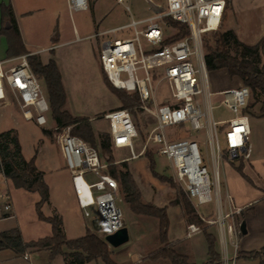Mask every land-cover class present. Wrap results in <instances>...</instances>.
Instances as JSON below:
<instances>
[{"label":"built area","instance_id":"2783aa9c","mask_svg":"<svg viewBox=\"0 0 264 264\" xmlns=\"http://www.w3.org/2000/svg\"><path fill=\"white\" fill-rule=\"evenodd\" d=\"M115 1L123 5L131 19L99 33L130 28L132 35L104 40L99 49L100 65L115 88L137 94L136 107L141 112L151 113L154 124L142 132L129 108L110 109L103 114L108 123L110 145L129 149L130 156L122 161L137 158L145 154L147 148H152L153 152L166 157L172 177L191 201L192 198L198 203L214 200L215 218L201 216V219L209 225H218L223 244L219 264H236L240 232L233 216L239 208H233L228 193L229 208L226 210L221 204L219 168L223 163L246 160L250 156L249 115L245 107L251 91L244 84L210 90L204 61V37L219 28L233 0L153 1L161 7L158 11L151 9L146 0H143L146 3L144 9L138 5L134 10L132 6L137 0ZM66 4L69 12L81 11L88 8L89 0H66ZM141 10L147 11L148 15L138 17L143 14ZM167 18L186 25L187 33L175 38L179 30L167 25ZM27 55L0 60V104L14 103L25 119L46 127L50 119L48 98L40 78L30 69ZM151 70H158V82L163 81L168 87L167 103L156 104ZM214 94L220 96L219 104L227 108L232 117L214 119V105L210 99ZM184 122L195 131L204 130L210 147L207 163L203 162L196 141L186 138L169 140L164 133L165 126ZM48 127L56 131L55 143L70 173L73 191L84 217L97 219L105 236L124 226L121 208L125 202L124 194L118 179L109 170V165L116 162H107L97 148L72 134L70 125L59 126L53 121ZM222 133L223 147L219 140ZM137 140L142 144L136 152L134 143ZM0 198L3 210L10 212L9 191L0 190ZM200 231L198 225L188 224L186 237ZM228 245L234 250L232 255H229ZM23 256L27 258L26 254Z\"/></svg>","mask_w":264,"mask_h":264},{"label":"rangeland","instance_id":"374dc122","mask_svg":"<svg viewBox=\"0 0 264 264\" xmlns=\"http://www.w3.org/2000/svg\"><path fill=\"white\" fill-rule=\"evenodd\" d=\"M154 2H164L165 0H151ZM245 2L238 3V0H233L234 11L229 5L226 9L222 23L216 31L207 33L204 37V51L206 45H213V33L224 31L228 28H234L238 37L243 42L255 43L263 30V8L262 3L258 5L256 2L244 0ZM261 1V0H260ZM16 12L19 26L25 36V40L29 47L41 49L56 42L64 43L56 49L57 56L61 61H66L71 64L72 89L69 91L67 107L76 115L92 116L90 120L92 130L97 138L98 133H107L108 123L103 118L104 112L121 106L120 99L117 94L112 91L106 84V75L102 71L99 61V49L102 42L106 39L126 38L132 35L130 28L119 29L113 32L99 33L112 27L121 25L131 19L130 14L124 9L122 4L116 3L115 0H94V5H88L86 10L69 12L65 0H15ZM263 2V1H262ZM238 3V4H236ZM138 5L143 9L146 3L143 0H137V3L132 6V9H137ZM30 8L31 12L22 15L21 12L25 8ZM259 7V8H258ZM258 9V10H257ZM142 16L148 15L147 11L141 10ZM227 19V20H226ZM226 20V21H225ZM167 25H170L169 19H166ZM262 23V24H261ZM171 26V25H170ZM99 33L98 35H95ZM89 36V37H88ZM43 58L47 56L53 57L51 52L44 50L40 52ZM152 85L155 88L156 104L161 105L167 103L165 99L169 98V90L163 81H159L160 74L158 70H151ZM44 87V81L40 78ZM209 89L214 91L218 88L232 87L243 84L237 77H229L225 72L208 71ZM119 94H128L125 90L117 89ZM46 93V91H45ZM47 95V93H46ZM48 98V96H47ZM258 100L262 96L257 97ZM211 103L214 105L212 114L214 119L222 120L232 117V113L219 104L220 96L212 95ZM256 96L250 94L247 101L250 123L257 124V113L259 102L255 101ZM138 98L133 100V103L126 108H129L134 115L135 121L142 132H146L154 124V119L151 113L141 112L136 106ZM0 104V131L15 128L18 131V140L22 147L21 152L24 156L32 157L36 154L35 163L39 168L45 171L46 183L52 190L54 200H59L61 211L65 218L70 219L74 225L78 224L80 210L76 203V198L69 200L65 197L66 191L73 193V186L70 179L68 169L64 165V161L60 155L57 144L55 143L56 131L48 126L54 121L51 118L49 110V125L40 127L33 120L24 119L19 112L17 106ZM14 107L18 110L17 117L14 114ZM53 120V121H52ZM16 122V123H15ZM72 125H70L71 130ZM15 130V129H14ZM47 130V134L43 132ZM16 131V130H15ZM17 133V132H16ZM164 133L169 140L189 139L197 142L200 156L204 163H207L209 158L210 147L207 143V138L204 130H193L187 122L169 125L164 127ZM220 144L224 146V133L219 135ZM140 140L134 143V150L137 152L141 146ZM152 148H147L146 154L126 161L127 169L130 172L132 179L140 191V200L143 203H153L157 206H165L166 212L168 206H176L172 201L178 196L185 197L194 207L195 213L200 218L201 222H193L200 227L201 231L192 237H185L186 229L179 218L181 215L180 205L170 209L169 226L167 237H171L175 241H169L173 244L174 249L188 256L189 260L201 264L207 259V242L204 232L211 233L217 241L220 240V232L217 224L209 225L203 219L215 218L216 205L214 200L198 203L195 198L192 201L186 196L182 187L172 177V169L165 156L153 152ZM152 155L154 162V170L162 175L170 177L171 183L154 177L151 173L149 164ZM112 160L116 161L124 157L130 156L128 148L111 147ZM101 156H105L101 153ZM251 161L233 160L229 162L232 165H239ZM117 170H123L121 162L114 163ZM132 171V172H131ZM219 176L221 179V204L225 206V186L223 182V173L221 165L219 168ZM137 177H135L133 174ZM87 179H90L86 177ZM1 181V180H0ZM120 184V183H119ZM7 189L3 182H0V190ZM12 191V190H11ZM123 192V191H122ZM19 193V192H18ZM124 194V192H123ZM38 199V193L34 194ZM125 198V194H124ZM11 201L16 202L19 206L17 215L19 225L23 229L24 236L28 239H34L47 236L43 224L38 228V231L32 230V221L30 219V208L27 207L25 198L19 194H14L12 191ZM155 201H163L164 204H158ZM0 207H2V199L0 198ZM125 226L128 228L129 240L118 247L108 248L111 251V257L118 264H169L167 259H150L148 256L161 247L158 232L155 228L154 221L157 218L144 214H136L130 209V204L125 200L121 204ZM3 209V208H2ZM46 215L57 214L53 211V207L48 204L42 208ZM183 212V210H182ZM10 213V212H8ZM58 215V214H57ZM184 216V214H183ZM88 221L91 218L87 219ZM241 220V214L234 215L235 224L238 226ZM158 221V220H157ZM1 225H14L15 219H3ZM191 223H186L187 225ZM94 233L104 239L105 234L102 228L93 229ZM228 249H231L228 245ZM48 252H34L30 254L28 261L14 262L6 260L0 261V264H62L61 261L53 260ZM221 256L219 255V260ZM88 264H104L103 262H91ZM219 264V263H218ZM236 264H253L250 261L238 259Z\"/></svg>","mask_w":264,"mask_h":264},{"label":"trees","instance_id":"16d2710c","mask_svg":"<svg viewBox=\"0 0 264 264\" xmlns=\"http://www.w3.org/2000/svg\"><path fill=\"white\" fill-rule=\"evenodd\" d=\"M169 23L179 30L175 38L187 33L186 25L171 19H169ZM6 24L7 27H5ZM0 34H4L7 38L9 55L28 53L22 42L9 3L1 4ZM27 60L32 72L44 81L49 110L54 122L59 126L72 125V134L83 138L97 148L105 156L104 159L107 162H114L108 133H98L97 140L89 118L73 115L65 108L66 92L56 61L50 58L46 63H43L38 54H28ZM204 61L207 71L223 69L229 77L239 78L250 89L251 94L256 96L255 101L259 102L258 116H264V34L255 44L250 45L239 40L232 29L213 33V45H206ZM106 84L117 94L122 104L121 107L131 105L133 100L138 98L136 93H129L130 95L119 94L107 78ZM258 96H262V99L258 100ZM245 111L248 114L251 113L248 106L245 107ZM43 132L47 134L48 131L43 130ZM148 156L150 157L149 167L152 175L171 183L170 177L159 174L154 170L152 155L148 154ZM121 164L124 167L123 170H117L114 164L109 165V170L118 179L121 190L125 194V200L130 204V209L136 214L153 216L158 220V237L161 247L148 257L150 259H167L169 264H197L189 260L187 255L177 252L173 244L168 242L169 219L166 207L141 202L140 191L127 169L126 161H122ZM235 169L250 182L249 177L242 171V164L236 165ZM0 172L11 180L14 187L39 194V200L35 202L37 218L48 222L51 226L49 236L29 241L23 240L18 227L0 231V250L9 248L17 255H22L30 248H48L51 257L63 253L65 264H83L93 260H101L104 264H117L111 257V251L107 243L90 229L87 228L80 237L67 238L61 227V217L57 214L50 216L43 214L41 208L49 200V187L44 180V172L37 168L35 155L29 159L23 157L17 133L14 129L0 132ZM172 203L180 205L186 223L201 222L195 213L194 207L185 197L179 198L176 196ZM204 236L207 242V259L201 264H218L220 260L219 253L215 249V237L209 232H204ZM63 247L67 251H63ZM236 259L257 260L258 264H264V247L248 252L237 251Z\"/></svg>","mask_w":264,"mask_h":264},{"label":"crops","instance_id":"0c3cea01","mask_svg":"<svg viewBox=\"0 0 264 264\" xmlns=\"http://www.w3.org/2000/svg\"><path fill=\"white\" fill-rule=\"evenodd\" d=\"M242 2H245V1L244 0H238L239 4ZM250 2H252V3L256 2L257 5L260 2L263 4L262 5V8H263L262 23H263V27H264V0H261V1L260 0H250ZM2 3H5V4L9 3L12 7L22 42L24 44L26 51H28V53H25V54H38L43 63H46L50 58H53L56 61L58 69L61 73L62 84H63V87H64L65 92H66L65 108L71 114L76 115L75 113H73V111H70L67 107L69 91L72 89L71 80H74V77H72L73 74L71 72L72 67H71L70 63H67L66 61H61L58 58L57 52H56V49L58 47H60L61 45H63L64 43L57 42L58 40H56L55 43L48 45L46 47H43L41 49H37V48L34 49V48L29 47L26 40H25V36H24V34H23V32L19 26V23H18L15 0H0V28H1V4ZM65 3H66V0H65ZM238 3H236V4H238ZM89 4H91L93 6L94 0H89ZM66 6H67V4H66ZM234 8L235 7L233 5H231V9L233 11H234ZM30 12H31L30 8L26 7L21 12V14L25 15L26 13H30ZM7 26L8 25L6 24L5 27H7ZM228 29H232L238 37V34L234 30V28H228ZM263 34H264V28H263L259 38L257 39V41L261 38V36ZM239 40H241V39L239 38ZM257 41H255V43ZM244 43L250 44L247 42H244ZM255 43H252V44H255ZM252 44H250V45H252ZM44 50L45 51L48 50L49 52H51L53 57L47 56L46 58H43L41 56L40 52H42ZM18 55H21V54H12V55L8 54L7 38L4 34H0V60L4 59V58H8V57H15ZM217 71H221V72L226 73V71L223 69H220ZM226 88H229V86L224 87V88H218V89H215L214 91H219V90L226 89ZM12 104L13 103H7V104H2L1 106H3V105L7 106V105H12ZM13 106H15V104ZM14 110H15L14 114H16L15 116L17 117V115L19 114V112L21 113V111L18 109L19 110V112H18V110L15 107H14ZM21 115H22V113H21ZM87 117L89 118V120L93 121L92 116H87ZM256 118L258 119L257 124L256 125L253 124V126L251 125L250 118H249V125H250L249 143H250V149H251L249 158L251 159V161L243 163V165H242V171L247 177H249L250 182H248L245 178H243L240 175V173L235 169V165H232L229 163H223L221 166V170L223 173V182H224V186H225V193H224V195H225V206H224V208L227 210L230 206V203L228 202V200L226 198V193H228L231 197V205L233 206V208H239V211L235 212L234 215L241 214L240 222L244 221L245 227H246V233L245 234H239L237 237V243H238L237 251H246V252L252 251V250H258L261 247H264V116H258V113H257ZM15 126H16V124H13L12 128H10V129H15L17 132V135H18V131H17V128H15ZM21 149H22V147H21ZM22 155L25 159L30 158V157L24 156L23 152H22ZM35 157H36V154H35ZM125 158H127V157L116 160L115 162L119 163L120 161H122V159H125ZM35 160H36V158H35ZM125 161H128V160H125ZM36 166L39 170H42L44 172L43 177H44V180L46 182L45 171L43 169L39 168V166L37 164H36ZM0 180H1L0 182H3V184H5V186L7 187V190L9 191L10 195L12 194V191H13L14 194L20 193L22 198H25L26 205H27V207L30 208V212H29L30 213V219H31L32 224H33L32 230L34 232L38 231V228L43 226L42 223L47 224L46 225L47 227H45V230H46L47 236H49L51 234L50 224L48 222L39 220L37 218V215L35 212V202L39 200V195H38V199L34 195L37 192H32V191H28V190L23 189V188L14 187L11 180L9 178H6L5 176H3L1 173H0ZM48 187H49V200H48V202L43 204L42 208L48 204H50L53 207V211H55L61 217V220H62L61 227H62V230H63V232L67 238L80 237L85 233L87 228L90 229L93 233H94L93 229L100 228V225H99V222L97 221V219H91L90 221H88L87 219H89V218L84 217L81 209L78 206L76 199L75 200H76L77 206L80 210V216H79V220H78L77 225H74L73 223H71V220L65 218L63 212L61 211L62 204H60L59 200L53 199L52 190H51L49 185H48ZM73 196H74V198H76L74 191H73V193H71V191H66L65 197L68 198L70 201L73 200ZM155 202L158 204L159 203L164 204L163 201H155ZM176 206H179V205H176ZM176 206H168L167 207V215L170 216V214H169L170 209H172ZM180 210H181V207H180ZM42 212H43V210H42ZM18 213H19V206L17 204V201L12 202V207H11L10 213L5 212L2 209V207H0V222L3 219H10V218L15 219V224L12 226L0 224V231L7 230V229H10L13 227H18L21 231V235H22L23 240H25V241L35 240V238L34 239H28L24 236L23 229L21 228V226L19 225V222H18L19 221L17 218ZM44 215L50 216V215H46V214H44ZM179 218L182 220V222L185 226V229H186V222H185L182 210H181V215H179ZM154 224H155V228L157 229V232H158V221L157 220L154 221ZM94 234H96V233H94ZM196 234H194V235H196ZM194 235H192V236H194ZM185 237H186V235H185ZM36 239H38V238L36 237ZM168 240L171 242V241H175L178 239L173 240L171 237H168ZM230 248L231 249H228V252H229V255H232L234 250H233L232 246H230ZM215 249L219 253V255L221 256L222 251H223V244H222L221 240L217 241L216 238H215ZM63 251H67V250L63 247ZM34 252H48L50 254V249H48V248H41V249L30 248V249H27V251L24 253L27 255V258H24V256H23L24 254L17 255L12 249L5 248V249L0 250V261H3V260H5L4 262H6V260H11L14 262H21L23 260L28 261L30 259V254L34 253ZM53 257H54L53 260L58 259L59 261H61L62 264H65V257L63 255V253L55 254ZM19 260H21V261H19ZM99 261H101V260L88 261V262H85L83 264H88L91 262H99ZM250 262H252L253 264H258L257 260H253Z\"/></svg>","mask_w":264,"mask_h":264},{"label":"water","instance_id":"95a60500","mask_svg":"<svg viewBox=\"0 0 264 264\" xmlns=\"http://www.w3.org/2000/svg\"><path fill=\"white\" fill-rule=\"evenodd\" d=\"M147 4L150 6L151 9L158 11L161 9L160 6L155 5L153 1L151 0H146ZM240 234H245L246 233V227H245V222L241 221L238 226ZM129 240V232L127 226H122L115 232L111 234H107L104 237V241L111 247H118L121 244L127 242Z\"/></svg>","mask_w":264,"mask_h":264}]
</instances>
